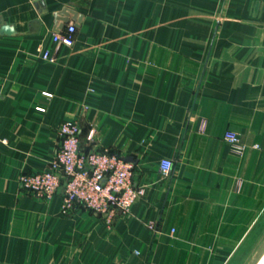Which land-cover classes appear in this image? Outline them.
I'll list each match as a JSON object with an SVG mask.
<instances>
[{"label": "crops", "instance_id": "crops-1", "mask_svg": "<svg viewBox=\"0 0 264 264\" xmlns=\"http://www.w3.org/2000/svg\"><path fill=\"white\" fill-rule=\"evenodd\" d=\"M64 6L84 17L57 49ZM3 23L17 35L0 33V264H264V0H0ZM65 120L145 186L110 223L20 183Z\"/></svg>", "mask_w": 264, "mask_h": 264}, {"label": "built area", "instance_id": "built-area-1", "mask_svg": "<svg viewBox=\"0 0 264 264\" xmlns=\"http://www.w3.org/2000/svg\"><path fill=\"white\" fill-rule=\"evenodd\" d=\"M75 31V23L70 22L64 30L54 32L52 39L57 49L61 45L72 46ZM43 58L51 62L56 60L49 49L45 50ZM38 109L44 110V107L38 106ZM80 131L77 120L63 121L59 127L60 144L54 157L41 170L23 172L19 180L25 190L44 200L53 198L63 187V210L81 202L88 209L102 214L110 223L118 213L130 211L134 202L145 194V186L134 183L135 165L127 156H121L108 148L83 150L80 147ZM224 137L234 150H243L244 145L238 133L227 130ZM6 141L0 135V143ZM159 167L168 174L174 167V161L162 158Z\"/></svg>", "mask_w": 264, "mask_h": 264}, {"label": "water", "instance_id": "water-1", "mask_svg": "<svg viewBox=\"0 0 264 264\" xmlns=\"http://www.w3.org/2000/svg\"><path fill=\"white\" fill-rule=\"evenodd\" d=\"M41 5H44L43 1L38 2ZM41 13L46 12L45 5L39 8ZM55 16V32H60L65 26V23L69 22L70 19L73 20L76 27L81 25L84 14L79 12L78 10L71 8L69 6H64L60 10L54 13ZM0 33L3 35H17V32L12 24L3 23L0 27ZM127 159H131L127 157Z\"/></svg>", "mask_w": 264, "mask_h": 264}, {"label": "rangeland", "instance_id": "rangeland-1", "mask_svg": "<svg viewBox=\"0 0 264 264\" xmlns=\"http://www.w3.org/2000/svg\"><path fill=\"white\" fill-rule=\"evenodd\" d=\"M160 22V17L159 16H154L153 18L149 19L148 22L146 23V25H154V24H157ZM95 132V129H91L90 130V133H89V136L92 137L93 134Z\"/></svg>", "mask_w": 264, "mask_h": 264}]
</instances>
